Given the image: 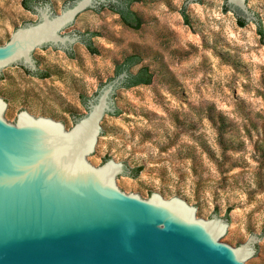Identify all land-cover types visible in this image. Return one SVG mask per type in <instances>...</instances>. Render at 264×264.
Returning a JSON list of instances; mask_svg holds the SVG:
<instances>
[{
  "label": "rangeland",
  "instance_id": "374dc122",
  "mask_svg": "<svg viewBox=\"0 0 264 264\" xmlns=\"http://www.w3.org/2000/svg\"><path fill=\"white\" fill-rule=\"evenodd\" d=\"M23 1L0 0V46L40 20ZM38 1L33 6L62 13L74 0ZM251 1L263 28L241 26L227 0H140L132 5L144 21L138 31L110 8L83 17L68 35L95 33L99 53L86 46L74 55L43 50L47 79L25 67L12 71L0 81L11 122L36 107L39 117L73 128L89 112L85 100L116 77L128 56L140 55L132 72L149 67L153 83L120 95L122 114L105 124L112 134L104 156L91 162L99 167L112 158L142 168L135 182L123 180L125 192L146 199L157 191L169 199L188 194L203 219L217 215L235 226L228 244L255 246L259 228L264 239V0Z\"/></svg>",
  "mask_w": 264,
  "mask_h": 264
},
{
  "label": "water",
  "instance_id": "95a60500",
  "mask_svg": "<svg viewBox=\"0 0 264 264\" xmlns=\"http://www.w3.org/2000/svg\"><path fill=\"white\" fill-rule=\"evenodd\" d=\"M117 2L74 0L62 13L33 6L40 20L0 46V81L22 67L33 75L41 70L43 50L74 55L85 44L68 32ZM226 5L239 20L263 28L251 0ZM129 76L123 71L90 98L89 112L71 129L39 117L36 107L12 123L13 108L0 97V264H255L264 256L260 228L255 246L233 247L235 226L217 215L203 219L188 194H128L123 180L138 179L129 165L91 162L104 156L112 134L105 124L122 114L118 104Z\"/></svg>",
  "mask_w": 264,
  "mask_h": 264
},
{
  "label": "trees",
  "instance_id": "16d2710c",
  "mask_svg": "<svg viewBox=\"0 0 264 264\" xmlns=\"http://www.w3.org/2000/svg\"><path fill=\"white\" fill-rule=\"evenodd\" d=\"M140 0H118L117 3H110L109 5H103V7L110 8L115 14L120 16L121 22L132 30H140L144 24L143 18L132 9V5ZM39 2L38 0H24L23 4L26 9L33 10V5ZM227 9V8H226ZM186 17V12L183 11ZM241 26H245L246 22L239 20ZM261 34H264L263 29L260 30ZM82 43L88 48L92 54H98L99 50L94 44L93 38L97 36L95 33L81 34ZM143 62V58L140 55L132 54L128 56L125 61L118 66L116 76L125 70L129 71V78L126 80L124 88H132L141 85H150L153 83L154 74L149 67H141L137 72H132V69ZM34 76L40 79H47L51 76L49 71L39 70L34 73ZM87 99L85 100V103ZM119 114V112H118ZM142 168L135 169L133 171V177H138L142 172Z\"/></svg>",
  "mask_w": 264,
  "mask_h": 264
}]
</instances>
